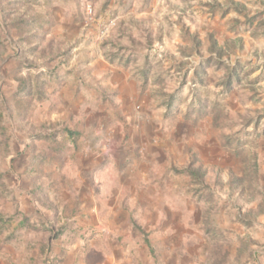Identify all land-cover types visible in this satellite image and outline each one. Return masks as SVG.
I'll list each match as a JSON object with an SVG mask.
<instances>
[{
  "label": "clouds",
  "instance_id": "clouds-1",
  "mask_svg": "<svg viewBox=\"0 0 264 264\" xmlns=\"http://www.w3.org/2000/svg\"><path fill=\"white\" fill-rule=\"evenodd\" d=\"M0 264H264V0H0Z\"/></svg>",
  "mask_w": 264,
  "mask_h": 264
},
{
  "label": "rangeland",
  "instance_id": "rangeland-1",
  "mask_svg": "<svg viewBox=\"0 0 264 264\" xmlns=\"http://www.w3.org/2000/svg\"><path fill=\"white\" fill-rule=\"evenodd\" d=\"M17 2H19V0H17Z\"/></svg>",
  "mask_w": 264,
  "mask_h": 264
}]
</instances>
